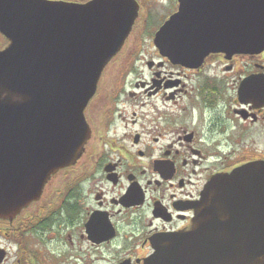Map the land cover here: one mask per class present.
<instances>
[{
    "label": "flooded vegetation",
    "instance_id": "af4514ba",
    "mask_svg": "<svg viewBox=\"0 0 264 264\" xmlns=\"http://www.w3.org/2000/svg\"><path fill=\"white\" fill-rule=\"evenodd\" d=\"M128 1L137 16L112 62L117 71L102 72L85 110V150L36 200L0 204V264H146L163 237L191 230L219 175L223 226L259 232L263 224L251 175L242 189L227 176L264 164V51L175 64L155 38L180 0ZM207 1L227 5L218 14L225 22L238 20L233 0ZM7 44L0 32V51ZM132 61L140 67L130 70Z\"/></svg>",
    "mask_w": 264,
    "mask_h": 264
},
{
    "label": "water",
    "instance_id": "95a60500",
    "mask_svg": "<svg viewBox=\"0 0 264 264\" xmlns=\"http://www.w3.org/2000/svg\"><path fill=\"white\" fill-rule=\"evenodd\" d=\"M231 3L238 4V20L225 22L218 14L227 5L180 0L155 44L173 63L191 68L213 52H263L264 0ZM136 16L128 0H0V32L9 41L0 51V204L16 208L36 200L55 172L81 157L91 134L85 109ZM246 174L259 202V232L223 226L225 178L219 175L213 195L204 193L191 231L163 237L146 264H264V164L227 178L242 189Z\"/></svg>",
    "mask_w": 264,
    "mask_h": 264
},
{
    "label": "rangeland",
    "instance_id": "374dc122",
    "mask_svg": "<svg viewBox=\"0 0 264 264\" xmlns=\"http://www.w3.org/2000/svg\"><path fill=\"white\" fill-rule=\"evenodd\" d=\"M113 61H114V60H113ZM134 65H135V63L132 61V63H131V65H130L129 69H130V70H132V69H134V68H137V69H138V68L140 67L139 62L137 63V66H134ZM115 68H116V67H115ZM115 68L112 66V62H111L105 71H117Z\"/></svg>",
    "mask_w": 264,
    "mask_h": 264
}]
</instances>
